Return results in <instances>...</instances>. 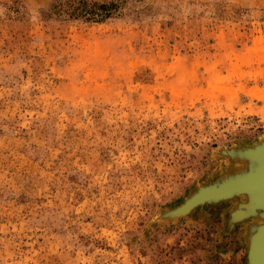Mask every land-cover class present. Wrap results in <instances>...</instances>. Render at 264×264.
<instances>
[{"label": "rangeland", "instance_id": "obj_1", "mask_svg": "<svg viewBox=\"0 0 264 264\" xmlns=\"http://www.w3.org/2000/svg\"><path fill=\"white\" fill-rule=\"evenodd\" d=\"M86 1L0 0V264H247L243 196L170 213L264 142V0Z\"/></svg>", "mask_w": 264, "mask_h": 264}, {"label": "water", "instance_id": "obj_2", "mask_svg": "<svg viewBox=\"0 0 264 264\" xmlns=\"http://www.w3.org/2000/svg\"><path fill=\"white\" fill-rule=\"evenodd\" d=\"M230 152L235 153L234 151H230ZM244 157L246 158L244 160L245 162L250 163V165L254 164L253 168H255L257 164V167L255 169L252 168V171H249L252 174L248 172L249 174L247 173V175L244 176L242 175L241 177L228 176L220 183H214L211 185L199 187L197 191L190 197V200L188 201L186 200L187 202L185 201L184 204H182L179 208L173 210L170 213V216L171 217L182 216L184 214H187L188 211H191L192 208L197 204H202L205 202L209 204L219 201H226L242 193H249V194L256 193V197L254 196L255 197L254 202H252L254 197L252 199L248 197L247 203L241 205V207L244 208V211L246 210V212L243 211L244 213L243 216L237 217L234 215L236 212H238L237 209L234 210L235 213H231L235 221L239 222L241 219H246L247 218L246 216H248V214L249 216H251L252 214H254L256 210H264V195L262 194L264 193V186L259 184L256 180V178L259 177L258 172L260 173L262 179L264 178V161L259 162V159L261 157L264 158V142L259 143L252 148L246 149V151L244 152ZM226 185L227 186L233 185V189H227ZM222 187L224 188L226 187L225 193L216 196L207 195L209 196L208 198H203V196H201L202 192L206 191V189L213 188V190L217 189L216 191H219L221 190ZM263 232H264V226H260L257 230V233L253 235L252 242L250 244L251 246H250L249 254L246 255L247 264H263L260 263V261H258V258L253 257V254L256 255L255 252L262 242L261 235L263 234Z\"/></svg>", "mask_w": 264, "mask_h": 264}, {"label": "bare ground", "instance_id": "obj_3", "mask_svg": "<svg viewBox=\"0 0 264 264\" xmlns=\"http://www.w3.org/2000/svg\"><path fill=\"white\" fill-rule=\"evenodd\" d=\"M246 151V149H240V150H238L237 152H235V153H231L230 152V154H226L227 156H229L230 158H232V159H237V160H240V161H242V160H245L246 158L244 157V152ZM263 162L264 161V158L263 157H261L260 159H259V162ZM246 164H247V166H246V168L244 169V170H240V171H238L237 173H235V174H233V175H231L232 177H235V176H244V175H247V173L249 172V171H252V168L254 167V164H251L250 165V163H248V162H245ZM256 167H257V164H256ZM255 167V168H256ZM255 168H253V169H255ZM249 173H251V172H249ZM248 173V174H249ZM252 174V173H251ZM258 174H259V177H257L256 178V180H257V182L259 183V184H261L262 186H264V182H263V180H264V178L262 179V177L260 176V173L258 172ZM226 178V177H225ZM224 178V179H225ZM223 179V180H224ZM241 180V179H240ZM255 180V181H256ZM222 181V180H221ZM220 181V182H221ZM220 182H218V183H220ZM227 186V185H226ZM235 187V186H234ZM226 187L224 188V187H222L221 188V190H219V191H216L217 189H215V190H213V188H209V189H206V191H204V192H202V194H201V196H203V198H208L209 196H207V195H210V196H216V195H220V194H222V193H225L226 192ZM227 189H233V185L232 186H227ZM263 195H264V193H262ZM240 196H243L244 198H245V200H246V202L244 203V204H246L247 203V201H248V197H250L251 199L255 196L256 197V193L254 194V193H242V194H238L237 196H235V197H233V198H231V199H228V200H235L236 198H238V197H240ZM255 197L253 198V201L252 202H254V199H255ZM259 197V196H258ZM188 200H190V198L188 199ZM187 200V201H188ZM228 200H226V201H228ZM186 201V202H187ZM219 202H223V201H219ZM219 202H215V203H219ZM204 204H208L207 202H205V203H202V204H197L196 206H194L192 209H194V208H197V207H199V206H202V205H204ZM210 204V203H209ZM241 205H243V204H241ZM241 205L239 206V208L237 209L238 210V212H231V213H235L234 215L235 216H237V217H241V216H243L244 215V213H243V211H244V208L243 207H241ZM190 211H188L187 212V214L189 213ZM244 212H246V210L244 211ZM231 213H230V217H229V222L230 223H235V222H237V221H235L234 219H233V217H232V215H231ZM168 215V214H167ZM184 215H186V214H184ZM184 215H182V216H184ZM254 215V216H253ZM247 218L246 219H241L240 221H244V220H247L248 218H251V219H257V220H259L260 221V223H258V224H253V223H251L250 225H248V236H247V240H248V244H247V254L246 255H248L249 254V251H250V244H251V242H252V237H253V235L254 234H256L257 233V230H258V228L260 227V226H264V210H256L255 212H254V214H252L251 216H249V214H248V216H246ZM261 238H262V242H261V244L259 245V247H258V249L256 250V255L255 254H253V257L254 258H258V261H260V263H263L264 264V232H263V234L261 235ZM249 262V261H248Z\"/></svg>", "mask_w": 264, "mask_h": 264}, {"label": "trees", "instance_id": "obj_4", "mask_svg": "<svg viewBox=\"0 0 264 264\" xmlns=\"http://www.w3.org/2000/svg\"><path fill=\"white\" fill-rule=\"evenodd\" d=\"M52 10L65 13L71 19L101 22L111 15L110 7L86 0H54Z\"/></svg>", "mask_w": 264, "mask_h": 264}]
</instances>
